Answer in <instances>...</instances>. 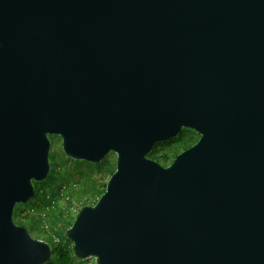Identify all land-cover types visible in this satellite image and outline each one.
Here are the masks:
<instances>
[{"label":"water","instance_id":"1","mask_svg":"<svg viewBox=\"0 0 264 264\" xmlns=\"http://www.w3.org/2000/svg\"><path fill=\"white\" fill-rule=\"evenodd\" d=\"M199 134L169 165L149 153ZM65 154L116 168L66 235L98 264H264V0H0V264Z\"/></svg>","mask_w":264,"mask_h":264},{"label":"rangeland","instance_id":"2","mask_svg":"<svg viewBox=\"0 0 264 264\" xmlns=\"http://www.w3.org/2000/svg\"><path fill=\"white\" fill-rule=\"evenodd\" d=\"M51 140L50 162L51 166L55 167L56 176L54 178L51 173H49L47 179L43 182H38L36 187L48 193V200L51 197H58V205L55 213H61L73 223L79 209L83 205L94 204L92 192L88 191L93 190L95 184H97L99 190L104 188L109 178L110 167H101L102 161L99 164H95L85 160H74L65 154L62 147V139L59 136H51ZM108 157L112 167L114 168L115 166L116 168V155L110 153L107 158ZM51 187L56 189L60 188V194L54 196L53 193H51ZM34 200L35 202H43L36 194L35 197L27 203L17 204V207L18 209L29 208ZM44 204L46 206L49 205L48 202H44ZM63 206H66L67 209H63ZM14 219L17 223L26 226L35 238L43 236L42 228L38 222H33L31 217L21 219L20 221L15 212Z\"/></svg>","mask_w":264,"mask_h":264},{"label":"trees","instance_id":"3","mask_svg":"<svg viewBox=\"0 0 264 264\" xmlns=\"http://www.w3.org/2000/svg\"><path fill=\"white\" fill-rule=\"evenodd\" d=\"M198 139H199V134L196 131L190 128H183L178 136L156 144L153 150L149 153V156L159 161L164 166L169 165L180 152L195 144ZM103 166L108 168L110 167L109 168L110 169L109 177H110L115 170V166L114 168L112 167L109 157L108 158L106 157L104 160H102L101 167ZM50 173L55 178L56 176L55 167H52ZM37 183H38L37 181H34L35 187ZM94 186L95 187L93 190L88 191V192H92L94 199L93 203H95L99 199V197L104 193L106 189V184L104 185V188L101 190L97 188V184H95ZM60 192H61L60 188L56 189L51 187V193H53L54 196L55 195L58 196ZM36 194L39 199H42L43 202L45 203L48 202L47 192L42 191V189L36 187ZM35 200L33 201V204ZM15 212H16V216H18L19 209L17 206ZM48 215H49V220L54 228V231L56 232L57 235H59L61 241L54 242L51 237H48L49 239L48 241L51 243L54 249V253L52 258L45 264H80L81 260L74 255L73 243L71 239L66 235V230L72 225V221H69V218L64 217L61 213L56 214L54 212H50ZM32 219L33 222H38L37 220L34 219V217Z\"/></svg>","mask_w":264,"mask_h":264},{"label":"built area","instance_id":"4","mask_svg":"<svg viewBox=\"0 0 264 264\" xmlns=\"http://www.w3.org/2000/svg\"><path fill=\"white\" fill-rule=\"evenodd\" d=\"M62 195V194H61ZM49 205L46 206L44 202H34L30 205L29 208H19V215L17 216L19 220L26 219L31 217L39 222L40 227L42 228V235L36 237L39 240L50 243L48 237H51L54 242H60L61 238L56 234L54 228L49 220V213L54 212L58 205V197H51L48 200ZM63 209H67L66 206H63ZM51 244V243H50ZM80 264H98V259L96 256H89L86 259H80Z\"/></svg>","mask_w":264,"mask_h":264}]
</instances>
